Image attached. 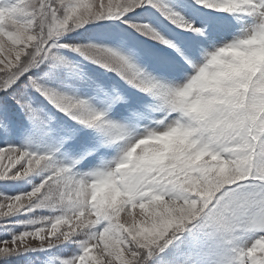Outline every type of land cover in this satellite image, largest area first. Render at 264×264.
Listing matches in <instances>:
<instances>
[{
	"label": "snow or ice",
	"instance_id": "snow-or-ice-1",
	"mask_svg": "<svg viewBox=\"0 0 264 264\" xmlns=\"http://www.w3.org/2000/svg\"><path fill=\"white\" fill-rule=\"evenodd\" d=\"M0 264H264V0H0Z\"/></svg>",
	"mask_w": 264,
	"mask_h": 264
}]
</instances>
